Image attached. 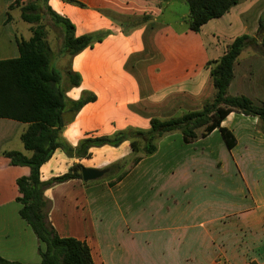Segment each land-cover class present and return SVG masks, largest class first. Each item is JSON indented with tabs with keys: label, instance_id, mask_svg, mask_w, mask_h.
Here are the masks:
<instances>
[{
	"label": "crops",
	"instance_id": "1",
	"mask_svg": "<svg viewBox=\"0 0 264 264\" xmlns=\"http://www.w3.org/2000/svg\"><path fill=\"white\" fill-rule=\"evenodd\" d=\"M15 1L0 0V60L17 58V42L29 40L35 27L22 20L21 7L10 8ZM76 1L85 7L47 1L74 26L76 37H101L65 69L82 79L68 98L76 101L82 92L96 97L62 130V139L72 148L83 139L130 127L147 130L152 118L199 111L214 94L207 63L220 59L237 37H255L264 15V0H240L196 33L187 29L188 9L174 21L165 17L172 8L186 5L185 0ZM14 9L20 11L16 16L11 15ZM103 10L147 21L136 27L120 25ZM257 50L246 48L238 57L228 94L261 104L264 54ZM221 127L235 139L231 149L218 129L191 144L175 132L158 141L153 155L133 156L141 159L124 169L119 182L118 174L107 181L72 180L47 189L51 225L61 238L86 243L94 264H264V124L232 112ZM27 128L0 119V258L39 264L40 244L20 218L16 202V181L29 169L10 165L3 155L16 151L31 156L20 139ZM126 146L90 152L112 154L115 163L130 156ZM84 161L56 150L40 168L41 181L67 173L76 163L84 167ZM136 195L147 197L148 209L130 204L123 209Z\"/></svg>",
	"mask_w": 264,
	"mask_h": 264
},
{
	"label": "trees",
	"instance_id": "2",
	"mask_svg": "<svg viewBox=\"0 0 264 264\" xmlns=\"http://www.w3.org/2000/svg\"><path fill=\"white\" fill-rule=\"evenodd\" d=\"M48 0H31L22 4L16 0L10 8L21 7L23 21L34 25L29 40H19V56L0 60V119H8L28 125L20 139L24 149L31 152L30 157L20 152H6L3 155L10 165L26 167L27 176L16 181L19 216L36 236L40 248L39 264H94L86 243L74 238H61L50 223L51 203L45 198L47 189L72 180H82L83 165L74 164L67 173L54 177L47 182L41 181L40 168L48 162L56 150L79 161L91 158L93 148H119L128 143L132 155L139 153L149 157L157 151V143L172 133H180L184 143L191 144L218 129L228 149L235 144L233 135L221 127L222 121L232 112L256 118L264 124V103L256 104L244 96H231L228 88L233 79V67L242 51L246 48L259 49L264 54V15L260 17L255 37L242 35L229 45L223 56L207 63L213 81L214 94L199 111L188 112L175 118L161 120L152 118L147 130L127 128L110 136L87 138L79 141L75 148L62 139L63 128L88 103L96 100L95 95L82 92L78 100L68 98L67 93L81 84V76L68 69L66 82L51 66L52 51L47 42L45 27L40 24L48 17L53 26L62 34L61 53L70 59L86 48L99 42L101 37L83 35L76 37L74 26L47 6ZM80 8L85 6L76 0H61ZM189 14L186 18L187 29L200 32L202 26L229 12L240 0H185ZM120 25L139 26L147 21L146 17L124 18L110 11H101ZM135 157L131 165L140 161ZM126 164L117 163L109 168L111 174L124 171ZM121 174V173H120ZM117 177L122 180L124 172ZM112 176V175H111ZM90 182H85L89 184ZM0 264H21L0 258Z\"/></svg>",
	"mask_w": 264,
	"mask_h": 264
},
{
	"label": "rangeland",
	"instance_id": "3",
	"mask_svg": "<svg viewBox=\"0 0 264 264\" xmlns=\"http://www.w3.org/2000/svg\"><path fill=\"white\" fill-rule=\"evenodd\" d=\"M27 2L28 1H31V0H26ZM187 6L186 5H183V6H177V7H174L172 8L170 11H168L166 14H165V17L167 20H171V21H174L175 18L179 15H181L184 10H187ZM20 13V11L14 9L12 12H11V15L13 16H16ZM126 18H133V17H126ZM43 25L44 27L45 26H48V30H46V33H47V40H48V44L51 48V51H52V61H51V66L54 68V70L59 73L61 75V78H62V83H61V86L65 84V82L67 81L66 80V74H65V69H67L69 67V64H70V58L68 56H64L62 53H61V47H62V34L60 32V30H54V28L51 26V22H50V19L48 17H44L43 19ZM53 28V29H50V28ZM128 146H126L127 148ZM128 151H129V147H128ZM24 153L26 154H29L27 151H24ZM123 154L126 153V151L124 152H121ZM138 155H141L140 153ZM101 156H105V162L104 163H101L99 162V158H101ZM133 156L132 154H130L129 157L127 156H124L122 158V160L120 161H117L114 163V156L112 154H106V153H100V154H94L93 156L91 155V158L88 159V160H85L83 162V164L85 165L84 167L86 166H97L98 168L97 169H104V168H112L116 163L117 165H121V163H124L126 164L125 168L124 169H129L132 165V162H133ZM142 156V155H141ZM121 171L119 170L118 172L116 171V174H111L110 172L108 174H106L103 178H101L99 181H107L110 177L112 176H116L118 174H120ZM112 175V176H111ZM145 191V190H144ZM147 202V197H141L140 195H136L134 197H131L130 200L128 201V203H125L122 205L123 209L127 208L128 204H130L131 208L133 209H148V204L146 203Z\"/></svg>",
	"mask_w": 264,
	"mask_h": 264
},
{
	"label": "water",
	"instance_id": "4",
	"mask_svg": "<svg viewBox=\"0 0 264 264\" xmlns=\"http://www.w3.org/2000/svg\"><path fill=\"white\" fill-rule=\"evenodd\" d=\"M109 168L96 169L83 167L81 170V177L83 182H94L103 178L106 174L109 173Z\"/></svg>",
	"mask_w": 264,
	"mask_h": 264
}]
</instances>
